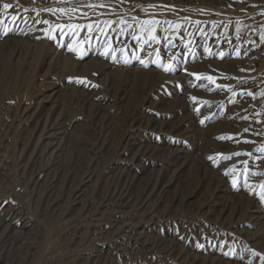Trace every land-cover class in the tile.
Segmentation results:
<instances>
[{
  "label": "rangeland",
  "instance_id": "rangeland-1",
  "mask_svg": "<svg viewBox=\"0 0 264 264\" xmlns=\"http://www.w3.org/2000/svg\"><path fill=\"white\" fill-rule=\"evenodd\" d=\"M60 8L74 11L45 10ZM144 20L159 24L142 32ZM68 24L81 27H53ZM262 34L264 0H0V264H264V232L254 244L247 240L261 229L250 224L253 210L264 214ZM58 110L68 133L48 195L47 182L35 186L31 178L45 161L38 135ZM167 125L184 136L165 131ZM133 136L132 151L154 146L155 156L145 153L138 162L149 167L129 205L114 194L106 211L100 200L118 192L125 169L119 159L130 157ZM175 146L189 157L179 194L200 186L198 199H232L241 214L238 224L233 218L219 227L184 208L148 231V240L173 238L181 254L145 249L135 234L143 219L138 195L160 167L171 174L167 152ZM76 185L85 196L73 209ZM22 219L28 227H14L4 240L1 226ZM194 255L204 261L192 262Z\"/></svg>",
  "mask_w": 264,
  "mask_h": 264
},
{
  "label": "bare ground",
  "instance_id": "bare-ground-1",
  "mask_svg": "<svg viewBox=\"0 0 264 264\" xmlns=\"http://www.w3.org/2000/svg\"><path fill=\"white\" fill-rule=\"evenodd\" d=\"M108 72L109 71H105L104 72L105 75H107ZM118 72L116 74H118ZM106 82H107V80L104 79V84ZM55 93H56V90H52L50 95H48L47 99L46 98L40 99V101H39L40 111H41V108L44 107V103L48 102L50 98H53ZM95 111L97 112V114L99 113L98 110H95ZM61 115H62L61 110L54 112L55 117H54V119H52L53 121L50 122L48 125H44V127L42 126L43 129H42L41 133L38 135V138H40L39 136H41V140L43 139V141H44V147H43L41 152L45 157V161L36 170L38 176L31 178V183H32V185H35V186H36V184H39L45 180L47 182L46 183L47 184L46 190L48 192V195H52L53 190L56 186L55 178H57V173L61 167V162L63 161L62 159L65 155V144H66L65 140H66L68 130H67V127L64 126V124L60 121ZM150 124H151L150 126L152 127V129H155V128L158 130L162 129L161 128L162 126L161 127L156 126L155 123H150ZM165 127H166L165 131L176 132V134H178L179 136H182V135L184 136V131L182 129H179L178 128L179 126L176 127V125H174V126L167 125ZM182 127H184V126H182ZM185 129H187V128H185ZM77 134H78V132H77ZM134 137L135 136L129 137V138H131V142L129 145L130 150L134 149V147L136 146L134 144H137ZM148 147L149 146H146L145 148H143V150L139 149L140 147H138L137 149L135 148L134 151L131 150L132 153H131L130 157H125V156L120 157V159H119L120 164L119 165H121V166H123V168H125L124 170H121L119 172V179L121 180L122 184L118 188L117 193H116V189H112L109 193V196H107L106 199H103V201L100 200V202L102 203V204L100 203L102 205V207H105L104 210H106V211L109 210L108 208H110L109 206L112 203L114 194H118V198H120L119 201H120L122 206L129 205L130 200L132 198V193H134V184H135L136 179L139 177V173H141L142 170H145L146 166L149 167L147 164L146 165L145 164L140 165L141 163L139 164L138 162L140 161V159L142 158V156L145 153H149V157L152 156L154 158V156H155L154 155L155 147L154 146L149 147V148ZM182 148L175 146L174 148L169 149V151L167 152V157H169V161L171 163L170 166L171 167L174 166V169L171 171V174H167V173H169V169H170L169 167L166 168V172H164L165 168L160 167L158 169V172L156 173L157 175H156L154 182H151L150 181L151 179L146 181V183L143 186V189L141 190L140 194L138 195L139 199L137 198V200H139V201H138L137 206H138V208H140V211H141L140 215L143 214L142 215L143 219L140 220V222H142V223H140L136 226L135 234H136L137 239L141 240L142 246H144L145 249L150 250V248L157 247V248H159V250H162L166 253L177 252L176 254H181L182 250L179 248V246H177L176 241H174L173 238H168L166 235V237H163V238L159 237V239L157 241H152V240H148V238H147L148 234L147 233L149 230L155 228V224L158 225L157 222L168 221L170 218H173V215H177V212H178V214L183 213L184 208H187V212H189L190 214H192L193 212H197V211L204 212L207 215V218L209 220L213 221V223L214 222L218 223L219 227H220V225L224 226L225 222L226 223L231 222L233 218H235V221H233L234 224H238V222L241 221V220H239L240 215H241V214L239 215L240 210L238 211V209H236L233 206L234 202L232 199L216 200L217 203L215 205H217V206H215L214 204L209 202L205 197L206 195L203 196V197H205L203 200H200L198 198L203 193L200 186L195 187V189L192 191L181 192L179 194V192H180V191L178 192V189H180L178 186L179 176H180L179 174L187 166L188 159H189V157L185 154V152ZM42 154L40 156H42ZM158 174H160V175L158 176ZM91 175L92 174L90 173V174H85V176H83V178L87 177L84 181L86 184L90 181V179L92 177ZM85 183H83V185ZM222 189L223 188L220 187V180L219 179L215 180L213 192H215L217 194V196L219 197L218 194L222 192ZM83 191H84V188H81V187L77 188V185L73 188V190H72V193L74 196V198H73V204H74L73 209L84 204V203H82V198H83V196H85V195H83ZM165 201H167L165 204L166 209L163 210V212H161L160 208H161V206H163L162 204ZM167 203H168V205H167ZM52 204H56L55 199H52ZM213 206H215V207H213ZM89 213L90 212L88 209L86 212H84V214L86 216ZM202 215H204V214H202ZM10 220H12V219H10ZM250 224L254 225V226L260 224V228H261V229H258V231H252V232H249L247 234L248 235L247 240L254 244L255 240L258 239V237L261 236V233L264 232V228L261 227V225L262 226L264 225V214L261 210H259V208L253 210V215H251V217H250ZM28 225H29V222L22 219L18 223H13V224L7 223L6 226H1V233L4 235V240H8L12 236V233L15 232L14 227H17V228L24 230L28 227ZM247 232H248V230H247ZM116 236H117V240L119 242L123 241L124 234L116 233ZM152 250H154V249H152ZM164 252H163V254H164ZM169 255H171V254H169ZM200 261H204V259L200 260L198 255H194L192 257V262L201 263ZM95 263L92 262L91 264H95ZM202 264H203V262H202Z\"/></svg>",
  "mask_w": 264,
  "mask_h": 264
},
{
  "label": "snow or ice",
  "instance_id": "snow-or-ice-1",
  "mask_svg": "<svg viewBox=\"0 0 264 264\" xmlns=\"http://www.w3.org/2000/svg\"><path fill=\"white\" fill-rule=\"evenodd\" d=\"M11 7H12V5H10V4H7V3L3 4V8L4 9H8V8H11ZM88 7H94V5H88ZM45 10L46 11H52V12H60V13H66V12H72V11H74V9H64V8H60V9H45ZM43 23L48 24L49 22L48 21H43ZM104 23L111 24L112 22L111 21H106ZM120 23L122 25H125L126 24V22L123 21V20H121ZM165 23H170V22L165 21ZM141 24H142V27H141V31L142 32L143 31H152V29L144 28L143 26L144 25L159 24V21H156V20H144V21L141 22ZM53 27H55V28L67 27V28H71V29H79L81 27V25H78V24H76V25H74V24H68V25H54ZM86 27L88 28L89 31H92L93 28H94V25L93 24H88V25H86ZM95 27L99 28L98 25L95 26ZM123 30L124 29L122 28L121 31H123ZM49 31H51V29L46 30V32H49ZM135 38L139 39V36H137ZM150 38L151 39H156L155 36H151ZM261 39L264 40V34H262ZM106 52H107V48L105 50V53ZM171 67H172L171 64L164 65L165 70H170ZM208 79L209 80H212V77L209 76ZM250 95H251V93H250ZM192 99L195 100L196 98L193 97ZM245 142H248V141H245ZM233 155H240V153H234ZM246 155H251V154L250 153H247ZM234 183H235V181H234ZM261 187L264 188V185H262ZM261 200H264V193L261 194Z\"/></svg>",
  "mask_w": 264,
  "mask_h": 264
}]
</instances>
